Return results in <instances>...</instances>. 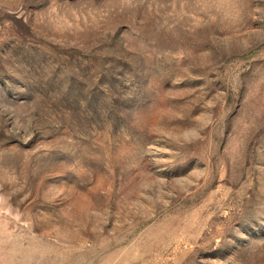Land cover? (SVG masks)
I'll return each instance as SVG.
<instances>
[{"label": "rangeland", "instance_id": "1", "mask_svg": "<svg viewBox=\"0 0 264 264\" xmlns=\"http://www.w3.org/2000/svg\"><path fill=\"white\" fill-rule=\"evenodd\" d=\"M0 264H264V0H0Z\"/></svg>", "mask_w": 264, "mask_h": 264}]
</instances>
